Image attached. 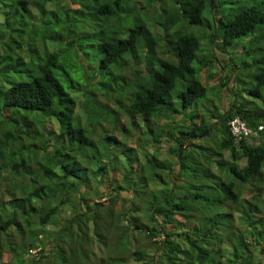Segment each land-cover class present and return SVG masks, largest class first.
Wrapping results in <instances>:
<instances>
[{
  "label": "trees",
  "instance_id": "trees-1",
  "mask_svg": "<svg viewBox=\"0 0 264 264\" xmlns=\"http://www.w3.org/2000/svg\"><path fill=\"white\" fill-rule=\"evenodd\" d=\"M248 1L0 0V264H264V129L227 125L264 124ZM218 65L238 89L207 110L216 143L197 101Z\"/></svg>",
  "mask_w": 264,
  "mask_h": 264
},
{
  "label": "rangeland",
  "instance_id": "rangeland-1",
  "mask_svg": "<svg viewBox=\"0 0 264 264\" xmlns=\"http://www.w3.org/2000/svg\"><path fill=\"white\" fill-rule=\"evenodd\" d=\"M256 0H250L248 2H246V4L250 5V3H254ZM251 36H246L243 38V42L241 45L239 46H248V42H250V38ZM234 45H237V40L234 43ZM231 45L227 46L225 48V51L227 53H229L230 55H232L233 53L231 52ZM216 52L218 54L219 60H221L223 58V56H221L218 52L219 49L215 46ZM244 50V49H243ZM234 52V49H233ZM244 52V51H242ZM225 53V54H227ZM241 53V52H240ZM264 55L263 50H258L256 51L254 54L252 55H247V54H242L240 57H242V59L240 58V63L245 62L246 66H253L254 64V60L257 59L258 57ZM243 64V63H242ZM218 69L214 70H208L207 72L201 74L202 79L207 83V87H208V92H207V96L204 98H200L198 99V103H199V107L197 109V114L200 115V120L198 121V123L202 124L203 119H205L206 121H208L210 124H212V139L213 141L216 143L218 142V140L221 138V134L219 132V124H214V119L210 116V113L208 111H218V112H223L224 109H227L230 107L231 105V99L230 96L232 94H234L235 90H237L238 88L235 87L234 84H232V92L231 94L229 93L228 89L226 87H221L219 90V87L217 82L215 80H213L211 78V74L212 71L213 72H217L218 74H222L223 70L221 69V67L218 65ZM227 69V68H226ZM254 72V68L252 69V71L250 72H246L241 70L240 73H244V76H242V80L243 82H239L238 87L240 88H246L247 90L252 89L255 86V81L252 79V74ZM213 88V90H210V88ZM244 93H247V91H244ZM208 110V111H207ZM82 106L80 105V107H78V112H82ZM200 138V137H199ZM196 139L195 142H200V140L196 137L194 138ZM190 141V140H189ZM161 147H159V149L162 151L160 158L161 159H167V161L169 160L172 163L176 162V158L174 155H171L168 153L169 148L171 147V143L168 142L167 140L163 141L162 144L160 145ZM228 155V152L225 153V156ZM245 160L241 161V164H244ZM213 170L217 171L218 173H220V168H218L216 165H213ZM66 210H69V206H65ZM35 251H33V253H35Z\"/></svg>",
  "mask_w": 264,
  "mask_h": 264
},
{
  "label": "built area",
  "instance_id": "built-area-1",
  "mask_svg": "<svg viewBox=\"0 0 264 264\" xmlns=\"http://www.w3.org/2000/svg\"><path fill=\"white\" fill-rule=\"evenodd\" d=\"M231 132L238 141L242 137L257 136V131L250 128L248 124L240 118H234L228 122ZM263 126H259L262 129Z\"/></svg>",
  "mask_w": 264,
  "mask_h": 264
},
{
  "label": "clouds",
  "instance_id": "clouds-1",
  "mask_svg": "<svg viewBox=\"0 0 264 264\" xmlns=\"http://www.w3.org/2000/svg\"><path fill=\"white\" fill-rule=\"evenodd\" d=\"M218 55V54H217ZM234 118H240L239 116H237V117H234ZM234 118H231V119H229L228 120V122L230 121V120H232V119H234ZM241 119V118H240ZM215 120L216 119H214V121L213 122H215ZM241 120H243V119H241ZM243 121H245V120H243ZM228 122H227V125H228V128H229V131H230V133L234 136V134L231 132V130H230V127H229V124H228ZM246 122V121H245ZM247 123V122H246ZM248 124V123H247ZM248 126L250 127V128H252V129H254V130H256L257 131V136H253V135H251L250 137H242V139H244L247 143H249L250 145H252V144H258L259 142H260V138H261V131L264 129V124H260V125H258L257 127H254V126H250L249 124H248ZM259 126H263V128L262 129H259ZM234 138H235V136H234ZM235 142L237 143V144H240V142H241V138L237 141L236 140V138H235Z\"/></svg>",
  "mask_w": 264,
  "mask_h": 264
}]
</instances>
